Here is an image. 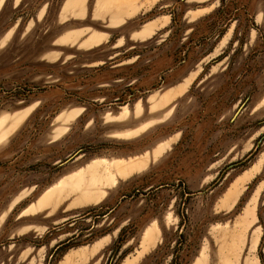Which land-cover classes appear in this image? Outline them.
Listing matches in <instances>:
<instances>
[{"label": "rangeland", "instance_id": "1", "mask_svg": "<svg viewBox=\"0 0 264 264\" xmlns=\"http://www.w3.org/2000/svg\"><path fill=\"white\" fill-rule=\"evenodd\" d=\"M65 2L0 5V264H264V0Z\"/></svg>", "mask_w": 264, "mask_h": 264}, {"label": "crops", "instance_id": "2", "mask_svg": "<svg viewBox=\"0 0 264 264\" xmlns=\"http://www.w3.org/2000/svg\"><path fill=\"white\" fill-rule=\"evenodd\" d=\"M19 0H15V4L18 2ZM74 0H66L64 6H63V9H62V16L64 17L69 11H72L74 13H76V9L77 7H82L83 6V2L84 0H79L78 2H74L72 3ZM3 2V0L1 1V3ZM0 3V5H1ZM86 32L85 31H80L78 34H75L74 36H66L63 41L62 40H56V44H59V45H65V44H70V45H75V44H79L82 46V43L88 39L92 34H100V33H97V32H94L92 31L91 33L89 34H85ZM155 34V33H154ZM84 35V36H82ZM100 35H103L105 37L104 41H106L107 39V34H100ZM82 36V37H81ZM102 42V43H103ZM84 47V46H83ZM84 48H90V47H84ZM95 63H99L98 61H94ZM191 77V76H190ZM189 79V78H188Z\"/></svg>", "mask_w": 264, "mask_h": 264}, {"label": "bare ground", "instance_id": "3", "mask_svg": "<svg viewBox=\"0 0 264 264\" xmlns=\"http://www.w3.org/2000/svg\"><path fill=\"white\" fill-rule=\"evenodd\" d=\"M3 136H5L4 133L1 134V140H4ZM100 169H102V172H100ZM113 174L114 169L111 164H104L103 166L98 164L93 166L92 169L89 170V180L92 182L93 185H96L97 183L103 184L104 182L108 181L111 177H113ZM88 190H90V188H88Z\"/></svg>", "mask_w": 264, "mask_h": 264}]
</instances>
